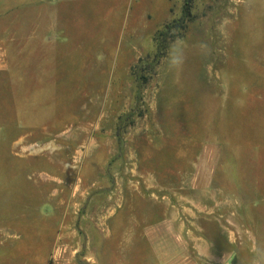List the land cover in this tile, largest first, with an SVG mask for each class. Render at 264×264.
Listing matches in <instances>:
<instances>
[{
  "label": "rangeland",
  "instance_id": "obj_1",
  "mask_svg": "<svg viewBox=\"0 0 264 264\" xmlns=\"http://www.w3.org/2000/svg\"><path fill=\"white\" fill-rule=\"evenodd\" d=\"M27 1L0 20L19 30L0 37L12 43L0 64V264H92L88 243L107 227L110 250L129 238L155 262L136 237L156 222L159 188L176 192L187 226L178 262L225 263L228 238L240 242L232 264H249L248 238L264 249V0H194L139 101L130 69L184 0L66 3L61 39L43 47ZM107 57L115 77L98 83L93 64ZM196 204L213 219L187 222Z\"/></svg>",
  "mask_w": 264,
  "mask_h": 264
},
{
  "label": "crops",
  "instance_id": "obj_2",
  "mask_svg": "<svg viewBox=\"0 0 264 264\" xmlns=\"http://www.w3.org/2000/svg\"><path fill=\"white\" fill-rule=\"evenodd\" d=\"M15 1L16 0H0V20L2 17L4 19L11 18V10L13 9L11 5H14L16 3ZM75 1L79 2L80 0H28V6L33 3L37 5V8H35L37 11L36 20H40V22H35L36 30H33L32 33H30V36H39L38 41L41 43L42 47L44 44L50 43V39H52L53 42L61 39L63 34L59 32V14L61 13V7L66 3H75ZM31 8L33 9L34 7H28L29 10H32ZM25 26H27V24H24V27ZM18 31L19 30H13V28H0V37L16 36L19 34ZM154 32L150 33L148 36V45H150V39ZM25 43H27V41ZM11 47L12 43L10 41L0 42V64L5 63V61L8 60L7 57L8 53L10 54L11 52ZM138 55H140V53H138L135 58L133 56V60H131V62H133L138 57ZM110 60L111 63H108ZM124 68L126 79H128V63L125 64ZM91 72H95L94 76L91 77H93L96 82L99 81V78H104V84H112L111 80L115 77L114 74L116 72L113 59L111 57H107L105 62L102 60V58L97 60L93 64ZM100 82L101 80L98 83ZM193 189L194 188H191V190L188 192L189 194L186 196L191 197L192 193L195 192L204 194V197H210L211 193L214 192L210 190ZM175 193L176 192L174 191L173 193L170 191L167 192L161 188L156 189V200L159 203V205H156V222H154L152 225L144 227L141 236L136 237L141 238L142 242L148 243V245L151 246L154 254L156 255V263L154 262L153 258H150L143 253L140 246H134L133 240L132 244H130L129 238L125 240V242L119 247L117 251L110 250L107 245L111 239V232L108 230V227L106 230L96 232V241H90V244L88 243V260L91 261L92 264H182V262H178V260L175 258V245H180L183 243V236L182 234L178 233V228L183 224L185 228H187V226L180 218L176 208L171 205L170 200ZM119 206L120 205H117V207ZM192 206L196 209V211L189 209L187 205H185V208L181 211L182 215L185 216L184 219L187 222H190V224H192V221L196 222L198 215H200L203 219H209V221L213 219H210L212 212L208 211L210 206H207V204L205 206L200 204ZM216 219V221H218L219 218L217 217ZM94 229H98V227L96 226ZM250 235L252 236L254 234L252 233ZM252 239L253 240L248 238L247 244L249 246V264H252L253 257L255 256L253 248H256L255 238L253 237ZM135 242L138 243L137 239ZM197 243H200L199 240H197L196 244ZM239 243L240 242L236 241L235 239L228 240L227 238L226 240V244L229 246L232 253H235V257L239 255V249L237 248ZM97 245L99 246L98 248H96ZM172 245L175 247H171Z\"/></svg>",
  "mask_w": 264,
  "mask_h": 264
},
{
  "label": "trees",
  "instance_id": "obj_3",
  "mask_svg": "<svg viewBox=\"0 0 264 264\" xmlns=\"http://www.w3.org/2000/svg\"><path fill=\"white\" fill-rule=\"evenodd\" d=\"M194 0H184L181 8V15L173 18L163 25L161 29L155 32L152 37L154 44V53L150 59L140 58L138 62L131 67L130 73L136 83V99L139 101L140 89L146 85L154 74V68L159 64L160 60L166 56L169 46L175 40L181 39L187 29L189 23L194 19L193 14Z\"/></svg>",
  "mask_w": 264,
  "mask_h": 264
},
{
  "label": "clouds",
  "instance_id": "obj_4",
  "mask_svg": "<svg viewBox=\"0 0 264 264\" xmlns=\"http://www.w3.org/2000/svg\"><path fill=\"white\" fill-rule=\"evenodd\" d=\"M178 60H174L173 64H178ZM255 256L253 257L252 264H264V249L253 248ZM235 258V253H232L228 256L227 260L230 264V261Z\"/></svg>",
  "mask_w": 264,
  "mask_h": 264
},
{
  "label": "water",
  "instance_id": "obj_5",
  "mask_svg": "<svg viewBox=\"0 0 264 264\" xmlns=\"http://www.w3.org/2000/svg\"><path fill=\"white\" fill-rule=\"evenodd\" d=\"M224 264H229V262L227 261V262H225ZM230 264H232V262L230 261Z\"/></svg>",
  "mask_w": 264,
  "mask_h": 264
}]
</instances>
